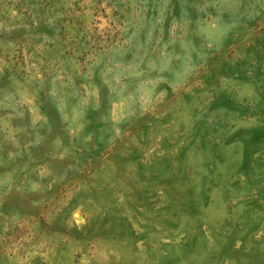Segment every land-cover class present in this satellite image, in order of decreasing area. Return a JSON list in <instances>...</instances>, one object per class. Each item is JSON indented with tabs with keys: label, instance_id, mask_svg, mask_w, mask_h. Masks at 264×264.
I'll list each match as a JSON object with an SVG mask.
<instances>
[{
	"label": "rangeland",
	"instance_id": "374dc122",
	"mask_svg": "<svg viewBox=\"0 0 264 264\" xmlns=\"http://www.w3.org/2000/svg\"><path fill=\"white\" fill-rule=\"evenodd\" d=\"M0 264H264V0H0Z\"/></svg>",
	"mask_w": 264,
	"mask_h": 264
}]
</instances>
